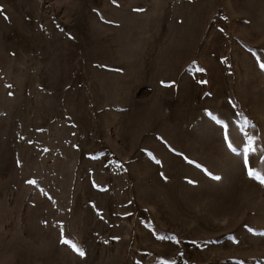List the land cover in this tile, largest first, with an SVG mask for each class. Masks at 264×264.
<instances>
[{
	"label": "rangeland",
	"instance_id": "1",
	"mask_svg": "<svg viewBox=\"0 0 264 264\" xmlns=\"http://www.w3.org/2000/svg\"><path fill=\"white\" fill-rule=\"evenodd\" d=\"M261 64L264 0H0V264H264Z\"/></svg>",
	"mask_w": 264,
	"mask_h": 264
},
{
	"label": "snow or ice",
	"instance_id": "2",
	"mask_svg": "<svg viewBox=\"0 0 264 264\" xmlns=\"http://www.w3.org/2000/svg\"><path fill=\"white\" fill-rule=\"evenodd\" d=\"M261 68H264V64H261ZM199 71H203V69H199ZM200 83H206V82L205 81H200ZM9 87H11V86H9ZM9 94L11 95V93H9ZM245 123L247 124L248 122L245 121ZM253 127H254V125H253ZM229 138H230V134H226L225 137H224V139L226 141L229 140ZM249 138H251V137H249ZM231 146L232 145L229 144V147H231ZM242 155H243V164H244L245 168L248 169V175H249V177H253V175H254L253 169L248 168V164H249V154H248V149L247 148H245L243 150ZM157 163H159V161H157ZM213 178L216 179V180H219L220 179L219 176H215ZM256 178L257 179H260L258 175L256 176ZM27 183L34 184L35 181L29 180V181H27ZM189 183H192V181H189ZM260 183L261 184H264V179H260ZM63 236H64V231H63V229H61V240H60V242L66 244L67 241L63 238ZM161 238H165V237H161ZM168 238L175 240V237H168ZM72 247H73L74 250L78 251V253H79V255L81 257H83L85 255L84 251L81 250L76 244H73Z\"/></svg>",
	"mask_w": 264,
	"mask_h": 264
}]
</instances>
